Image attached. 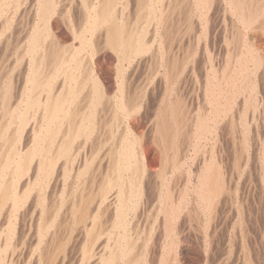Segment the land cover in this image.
<instances>
[{"label": "bare ground", "instance_id": "6f19581e", "mask_svg": "<svg viewBox=\"0 0 264 264\" xmlns=\"http://www.w3.org/2000/svg\"><path fill=\"white\" fill-rule=\"evenodd\" d=\"M219 232L212 264H264V0H0V264H205Z\"/></svg>", "mask_w": 264, "mask_h": 264}, {"label": "rangeland", "instance_id": "374dc122", "mask_svg": "<svg viewBox=\"0 0 264 264\" xmlns=\"http://www.w3.org/2000/svg\"><path fill=\"white\" fill-rule=\"evenodd\" d=\"M213 3H214V1L212 2V5L211 6H213ZM214 7H216V4L214 3ZM211 11V10H210ZM209 11V13H211ZM73 13V12H72ZM71 14V13H70ZM216 24V21H213V23H212V21L210 22V24H209V26L207 27V32L208 31H212L213 30V32H206L205 34V37L206 38H204V42L205 43H207V45H206V47L209 49V51H207L208 49L206 48V51L208 52V54L211 56H213L212 57V59L214 58V57H216V55L218 54V56L220 55V49H219V51H218V46H219V38H218V33H217V31L216 30H214L213 28H214V26L215 25H213V24ZM210 28H211V30H210ZM214 31L216 32L215 33V35H214ZM210 33V37L208 36L207 37V35ZM213 33V34H212ZM58 34H59V36H61L62 37V39H65V37H67V33L64 31V30H59L58 31ZM214 37V38H213ZM207 38H209V39H207ZM206 39V40H205ZM209 40V41H208ZM215 42V43H214ZM214 44V45H213ZM209 45V46H208ZM214 46V48H213V46ZM216 45V46H215ZM212 46V47H211ZM216 49V50H215ZM200 53H199V52ZM196 53H195V57H194V67H193V65H192V67H193V69H192V71H193V73H194V75H198L199 74V66H200V62L202 61V55H201V50H198ZM212 51V52H211ZM218 51V52H217ZM198 53V54H197ZM214 53V54H213ZM96 62H97V68H98V72H100L99 74L102 76V79L104 80V83L105 84H107V83H109V81H111V74H110V71H109V65H110V54L109 53H107V52H105V51H102V50H98V52H97V56H96ZM200 60V61H199ZM109 63V64H108ZM195 64H196V66H195ZM194 68H195V70H194ZM109 71V72H108ZM131 71V70H130ZM129 71V72H130ZM104 74V75H103ZM183 78V76H181V79ZM157 80L155 79V80H153L152 81V83H151V87L150 88H148V90H147V93H146V96H145V99H146V101L144 100V103H143V105L141 106V107H139L138 108V110H137V114L140 116V117H142V118H144L145 116H146V114L150 111V108H151V106H152V104H153V102H154V100H155V94H156V90H157ZM144 115V116H143ZM220 131V132H219ZM222 131H221V127L220 128H217V130H216V136H217V138H216V141H217V143H218V146H219V148H220V151H222L223 153H222V156L221 157H226V153H227V151H228V147H227V145H226V143H225V140L223 139L222 140V135H220V134H222L221 133ZM218 133V134H217ZM142 136V135H141ZM140 136V140L142 141H140V144H141V146L144 148V150H145V152H146V156H148L147 158H150L151 157V149H150V145H148L149 144V140H148V138H147V136H146V133H143V137H141ZM147 138V139H146ZM219 139V140H218ZM148 141V142H147ZM144 142H145V144H144ZM143 143V144H142ZM225 143V144H224ZM222 145V147H220L221 145ZM224 146V147H223ZM146 148H148V149H146ZM223 149V150H222ZM148 152H147V151ZM153 156V155H152ZM225 159L226 158H224V162H225ZM244 179H245V174L243 175V178L241 177V179L239 180L240 182H238V184H239V186H238V184H237V186L239 187L238 188V190L240 191H238V190H236V195L237 196H239L238 198L240 199L241 198V195L242 194H244V186H243V184H242V181H243V183H244ZM242 186V188H241V186ZM237 188V187H236ZM243 189V190H242ZM254 191V192H253ZM256 195V196H255ZM248 197H245L244 198V195L242 196V198L240 199L242 202L241 203H243V205H245L244 206V210L246 211V210H248V211H246L245 212V215H244V220L246 221V228H247V240H246V246L248 245V250L250 251V254H252L253 255V257L255 258L256 257V252L258 253V251H256L257 250V246H255L256 244V242H257V238H258V236H259V230L261 229L260 227H262V215H263V207L261 206V205H259L258 203H257V199L258 198H256V197H258V194L256 193L255 194V190H251V192H250V194L249 195H247ZM250 196V197H249ZM252 196H254V197H252ZM251 198V199H250ZM252 198H254V201H256V203L253 201V199ZM255 198H256V200H255ZM244 200V201H243ZM250 202V204L249 203H247V204H244V203H246V202ZM251 203H253V205L251 204ZM248 207H247V206ZM259 205V206H258ZM250 206V207H249ZM247 207V208H246ZM257 210H256V209ZM258 210H259V212H258ZM255 211V212H254ZM248 212V213H247ZM252 212V213H251ZM257 212V213H256ZM260 214V215H259ZM249 217V219H248V217ZM254 217V218H253ZM256 219V220H255ZM254 220V221H253ZM249 223V224H248ZM258 223V224H257ZM250 225V226H249ZM17 227L15 228L16 230H18L19 228H20V225L19 224H17L16 225ZM257 227V228H256ZM252 228V229H251ZM260 228V229H259ZM253 230H255V231H253ZM252 232V233H251ZM256 232V233H255ZM221 232H219L218 233V244H216L217 246H215V245H213V247L211 246V248H209V249H207V251H206V263L208 262L209 264L211 263H213L214 261V259L213 258H215L216 259V257H217V255H218V252H220V243H221V239H220V237H221V234H220ZM253 234V235H252ZM256 234V236H254ZM220 235V236H219ZM249 235H250V237H249ZM250 239V240H249ZM255 241H254V240ZM247 241H249V242H247ZM251 242V243H250ZM250 244V245H249ZM252 244V245H251ZM255 244V245H254ZM251 247V248H250ZM253 247H255V248H253ZM214 251H213V250ZM218 251H217V250ZM235 247H233V251H232V253H231V255H232V257H230V261H229V263L231 262V264L233 263V260L232 259H234V252H235ZM253 249V250H252ZM256 251V252H255ZM217 253V254H216ZM208 254V255H207ZM213 254H215L214 256H212ZM255 255V256H254ZM210 256V257H209ZM232 258V259H231ZM213 259V260H212ZM209 260V261H208ZM232 260V261H231ZM211 261H213V262H211ZM205 263V264H206ZM207 263V264H208Z\"/></svg>", "mask_w": 264, "mask_h": 264}]
</instances>
